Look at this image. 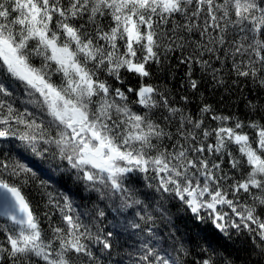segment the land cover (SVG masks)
<instances>
[{
  "label": "snow or ice",
  "instance_id": "1",
  "mask_svg": "<svg viewBox=\"0 0 264 264\" xmlns=\"http://www.w3.org/2000/svg\"><path fill=\"white\" fill-rule=\"evenodd\" d=\"M204 84L264 94V0H0V264H262L264 103Z\"/></svg>",
  "mask_w": 264,
  "mask_h": 264
},
{
  "label": "trees",
  "instance_id": "2",
  "mask_svg": "<svg viewBox=\"0 0 264 264\" xmlns=\"http://www.w3.org/2000/svg\"><path fill=\"white\" fill-rule=\"evenodd\" d=\"M175 63V62H173ZM183 67H179L175 70L176 80L168 81L169 83L178 87L179 80L183 74ZM200 91L204 94V99L212 103L214 106H217L221 111L225 113L237 112L238 114H243L245 109L246 99H254L257 103H264V94L253 93L249 91V87L245 86L241 90H237L235 86H231L228 90L219 89L213 91L210 84H204ZM242 92V94H241ZM179 95V93H178ZM223 97V99H221ZM200 100L198 97H192V103L188 105L189 109L195 113ZM43 167L46 169L47 175L51 176L53 185V190L59 189L61 191H69L73 194L75 202L77 204L87 203L88 193L84 192L82 189L77 190L67 176H64V179H61L62 173L55 170L54 165L50 161L43 162ZM33 206L37 214L40 216L43 226H47L46 218L43 216V213L47 211L43 204H37L35 201L38 199L33 194ZM93 194V199H94ZM103 206V205H102ZM171 212L173 213V223L179 228V235L184 236L186 239L189 236H195L196 232L199 231L195 222H190L188 217L184 216L183 213H178L176 208L171 204L167 205ZM131 211V210H130ZM124 215V214H121ZM108 219L112 220L113 223L119 224L121 217L117 216L116 213H113L110 209L107 210ZM126 238V237H125ZM223 245V251L226 255H229L231 259L235 261V264H254L255 261L260 260L261 258L257 255L256 249L251 244V241L245 242L243 239L238 237H233L232 240L221 241ZM264 264V261H262Z\"/></svg>",
  "mask_w": 264,
  "mask_h": 264
}]
</instances>
